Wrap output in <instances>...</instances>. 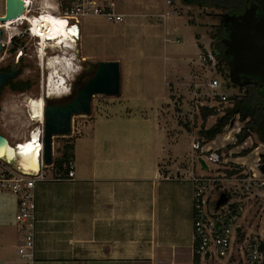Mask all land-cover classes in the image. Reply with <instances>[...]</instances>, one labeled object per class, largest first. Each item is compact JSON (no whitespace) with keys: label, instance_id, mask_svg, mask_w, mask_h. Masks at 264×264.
Segmentation results:
<instances>
[{"label":"rangeland","instance_id":"1","mask_svg":"<svg viewBox=\"0 0 264 264\" xmlns=\"http://www.w3.org/2000/svg\"><path fill=\"white\" fill-rule=\"evenodd\" d=\"M112 1L116 11L126 15V21L123 24H112L104 18H88L82 21L80 43L75 53L73 52L74 56H69V59H75L73 63L80 71L71 75L67 82L65 79L66 85L62 84L63 77L56 74L61 73L63 68L68 70L69 63L66 64L68 67L62 64L54 66L53 69L46 64L57 60L56 56L62 58L60 56L62 50L54 48V44L50 45L44 54L46 62H42L39 59V40L31 38L27 33L29 24L27 22L15 24L14 20L9 21L15 25L12 32L3 31L0 68L8 66L12 68L22 52L20 60L22 59L23 70L14 81H29L31 88L24 93L14 92L10 86H4L0 90V133L5 140L14 148L16 144L23 147L29 134L42 130V122L31 121V112L26 107L29 98L37 99L46 92L52 93L53 88L59 85L70 93L77 75L85 72L90 79L98 63L118 61L121 67L120 95L93 97L91 115H76L72 121V134L54 139V162L61 156L66 144L74 145L75 151V146L81 144L78 140L90 136V129L95 125L96 119V122L101 123L105 119L122 116L134 120L129 126L130 132L144 133L146 137L150 132L162 134L161 139L157 141L160 143L154 140L156 143L152 141L151 146L165 149L168 154V159L163 160L164 168L171 162H181L185 165L193 157L195 160L198 159L199 152L193 150L195 141L207 145L206 149L211 147L225 154V158L231 163L227 166L220 164L221 166L239 167L231 160L240 157V162L245 165H241L244 170L254 168L258 158L255 148L262 143L256 135H252L245 143H238L237 136L240 132L238 130L244 126L239 117L236 118L235 124L228 126L224 133L218 135L212 142H208L200 134L204 124L201 107L217 104V99H214L216 92L210 88L209 82L216 76H221L218 70L204 66L200 61V55L205 51V47L213 51L212 34L219 25L215 11L189 7L183 5L180 0H168L169 3L167 0ZM45 4L47 5L46 0H43V3L42 0H35L32 8L36 9L38 14L41 6ZM4 14L5 0H0V16ZM18 35L16 38L19 41L15 43L12 39ZM52 77L56 78L52 81ZM221 80L227 95L245 93L244 88L234 86L230 80H228L230 84L222 76ZM43 98L45 103L48 99L55 103L62 100L63 96L54 99L46 95ZM227 108V105L215 107L217 115L206 121V128L213 126ZM119 127L121 126L114 128L113 133L118 132ZM106 133H110V130L102 131V134ZM87 140H83L82 144ZM260 150L263 151L264 148ZM196 161L197 176L215 174L213 171H216V165H210L208 171L198 160ZM73 162L74 166L78 167L87 160L79 154L77 160L75 157ZM48 172L50 174L52 170L48 169ZM251 216L248 214L247 222H250ZM253 222L245 224L252 228ZM9 223L13 237L8 241L17 244L19 234L16 221L8 220L6 225ZM5 234L4 228L0 235H4L7 241Z\"/></svg>","mask_w":264,"mask_h":264},{"label":"crops","instance_id":"2","mask_svg":"<svg viewBox=\"0 0 264 264\" xmlns=\"http://www.w3.org/2000/svg\"><path fill=\"white\" fill-rule=\"evenodd\" d=\"M96 120L90 136L75 146L76 160L79 154L87 160L75 165V179L36 185L32 260L19 254V235L17 244L8 241L13 233L6 222L14 221L17 201L0 196V231L5 228L7 237L0 235V264H194L192 179L198 159L164 168L168 154L151 146L161 133L130 132L134 120L127 117ZM240 160L231 161L245 166Z\"/></svg>","mask_w":264,"mask_h":264},{"label":"built area","instance_id":"3","mask_svg":"<svg viewBox=\"0 0 264 264\" xmlns=\"http://www.w3.org/2000/svg\"><path fill=\"white\" fill-rule=\"evenodd\" d=\"M34 2L35 0H31L30 6L29 0H26L24 14L30 16L39 14H36L37 10L32 8ZM55 2V4L44 6L51 7L49 11L54 18L64 22L68 27L74 52L81 40L83 20L101 17L112 24H123L126 21V15L116 11L112 0H55ZM19 22L25 23L24 20ZM27 23L29 24L27 33L31 38L39 40L34 35L33 26ZM41 44L39 40L40 53ZM22 54L20 52L19 59ZM200 61L204 66L212 67L216 71L217 60L210 48L205 47V51L200 55ZM209 86L216 92L214 99H217V104L206 107L227 105L228 108H232L234 106L236 95L229 96L224 92L221 76L213 78ZM225 113L223 112L222 115L224 116ZM40 122H42V130L33 132L37 137L32 141H37L34 144L41 155L38 170L25 171L19 165L0 157V196L11 195L17 201L18 210L15 221L21 241L19 254L29 260L33 259L35 248L36 185L48 179L71 181L76 175L73 161L69 163V166L65 165L68 169L66 177L54 171V164L52 166L45 164L44 120ZM248 139H251V136ZM15 146L17 149H22L19 144ZM262 147L264 148V144L255 148L258 155L255 167L244 170L242 166H234V168L221 166L220 164L227 166L231 163L225 158V154L220 153L219 150H205L202 142H194L193 150L199 152L198 162L202 159L208 171H210V165L217 166L216 171H213L214 175L194 176L192 179L194 256L198 258L197 264H264V150H260ZM48 169L52 170L50 174ZM223 193L228 200L217 209V201ZM248 214L252 215L250 222L254 221L252 228H248L245 224L250 223L246 220Z\"/></svg>","mask_w":264,"mask_h":264},{"label":"water","instance_id":"4","mask_svg":"<svg viewBox=\"0 0 264 264\" xmlns=\"http://www.w3.org/2000/svg\"><path fill=\"white\" fill-rule=\"evenodd\" d=\"M264 5V0H256ZM264 7V6H263ZM26 0H5V14L0 16L1 24H6L24 15ZM259 3L251 5L242 15L222 16L221 27L230 28V33L223 40L225 55L231 57L229 80L238 88H244L260 78L264 85V8L263 15H258ZM3 30L0 29V53ZM16 69L9 74H0V87L19 76ZM121 93V67L118 61L100 62L95 66L91 78L81 87L71 100L63 105L45 103L44 110V161L47 166L54 164V139L72 134V121L76 115H91L92 100L96 95L119 96ZM66 99V98H65ZM63 100V99H62ZM233 124V123H232ZM0 133V138H1ZM202 167L207 165L200 159ZM228 200L222 194L216 208Z\"/></svg>","mask_w":264,"mask_h":264},{"label":"trees","instance_id":"5","mask_svg":"<svg viewBox=\"0 0 264 264\" xmlns=\"http://www.w3.org/2000/svg\"><path fill=\"white\" fill-rule=\"evenodd\" d=\"M180 2L189 7L213 10L217 17H220V15L240 16L254 4V0H180ZM258 15H263V10H259ZM227 37V31L220 26H216V32L212 34V39L214 41L212 49L217 60L216 70H218L226 81L229 80L228 71L231 61V58L225 55L226 48L223 44V40ZM18 40L19 39L16 37L12 39L15 43ZM11 70L9 66L0 68V74H9ZM252 80H255L256 83L244 87L245 93L243 95H236L234 98V106L227 109L225 115L218 118L210 128H206V121L210 117L217 115V111L215 108L201 107V117L204 124L200 134L208 142L214 141L218 135L223 134L224 130L239 117V120L244 123V126L237 136L238 143H245L250 136L256 135L260 143L264 144V85L260 78L256 77L252 78ZM228 83L227 85L230 84ZM4 86H10L11 90L14 92L24 93L31 88V83L29 81L18 82L9 80L0 87V90ZM74 158V145L66 144L62 150L61 156L54 162V171L66 177L68 169L65 165L69 166V163L72 162ZM195 262L196 264L198 263L197 257H195Z\"/></svg>","mask_w":264,"mask_h":264},{"label":"bare ground","instance_id":"6","mask_svg":"<svg viewBox=\"0 0 264 264\" xmlns=\"http://www.w3.org/2000/svg\"><path fill=\"white\" fill-rule=\"evenodd\" d=\"M29 3L31 4V0H29ZM52 3H53V1H52ZM49 9H51V7H47V6L42 7L41 6V9H40L38 15L30 16L29 14H24L14 21L16 24L17 22L24 20L25 22H29L33 26V29L35 32L34 35L37 38H39V40L42 43L41 44L42 50H41V53L39 56V59H41L42 62L45 61L46 56L44 54H45V51L48 48H50V45L54 44L53 45L54 48H57V49L59 48L62 50V54L60 55L62 58L59 57L57 60L50 62V63H46V64L48 65V67L50 69H53L56 66H59L62 64L64 66H66V64L69 63V66H70L69 69L70 70L69 69L67 70V68L66 69L63 68L64 70L61 73L59 72V74H56L58 76L60 75L61 77H63V78H61L62 80H64L62 82V84H63L65 82V79L67 82V79L70 78L71 75L79 73L80 70L77 68L78 71H76V67L73 63V62H75V59L74 58L69 59L70 55L74 56V54H73L74 49H73V45H72V40L69 36L68 27L65 25L64 22H62L60 20L59 21L56 20V18H54V16L51 14ZM14 25L11 22L10 23L8 22L7 24H4V25L1 24V22H0V29L3 31H7L9 33V32H12ZM66 67H68V66H66ZM53 73H55V72H53ZM48 74H50V73H48ZM55 78L56 77H52L51 78L52 81ZM52 81L50 80V82L53 84ZM48 89L50 90V88H48ZM68 93L69 92L65 91V89L59 85V87L53 88L52 93L46 92V93H44V95H42L41 97H38L37 99H30L29 98V101H28L26 107L31 112L30 113L31 114V121L33 122V121H43L44 120L45 99L43 98V96L47 95V96L53 97L55 99V97L65 96ZM36 137H37V135L35 133H32L31 135L29 134L28 139H26V141H25V146H23L22 149H16L13 146H11V144L8 140H5V138L3 136H1V138H0V157L10 161L11 163H15V164L19 165L25 171H36V170H38L39 166H40L41 155L37 152V147L34 144V143H37V141L32 142L33 140L36 139Z\"/></svg>","mask_w":264,"mask_h":264},{"label":"flooded vegetation","instance_id":"7","mask_svg":"<svg viewBox=\"0 0 264 264\" xmlns=\"http://www.w3.org/2000/svg\"><path fill=\"white\" fill-rule=\"evenodd\" d=\"M255 3H259V6H260V10H263V6L264 5H262L260 2H257L256 0H254V4ZM219 18V25L218 26H220L221 27V21H222V15H220V17H218ZM222 28H224L226 31H227V33H228V36H229V33H230V28H225V27H222ZM19 41V40H18ZM17 43V42H16ZM229 58H231V57H229ZM18 62L16 63V64H14V66L11 68L12 70H11V72L13 71V70H17V71H19L20 73L22 72V70H23V68H22V59L20 60L19 58H18V60H17ZM231 61H232V58H231ZM231 61H230V64H231ZM229 71H230V65H229ZM229 71H228V76H229ZM92 75V74H91ZM251 79L252 78H255V77H250ZM85 80H89V76H86V73L85 72H83V73H81V74H79V75H77L76 76V78H75V80H74V86H73V88H72V90H71V92L68 94V95H66V96H63V100H60V101H58V102H55V103H52V105H63V104H66V103H68L70 100H71V98H73L74 96H75V94L81 89V87L85 84L84 82H85ZM66 98V99H65Z\"/></svg>","mask_w":264,"mask_h":264},{"label":"clouds","instance_id":"8","mask_svg":"<svg viewBox=\"0 0 264 264\" xmlns=\"http://www.w3.org/2000/svg\"><path fill=\"white\" fill-rule=\"evenodd\" d=\"M63 85H66V82H64ZM68 94H69V93H68ZM68 94H67V95H68ZM65 96H66V95H65Z\"/></svg>","mask_w":264,"mask_h":264}]
</instances>
